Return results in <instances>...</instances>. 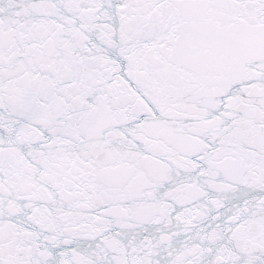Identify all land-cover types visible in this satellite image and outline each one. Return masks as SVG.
Returning <instances> with one entry per match:
<instances>
[{
	"label": "snow or ice",
	"instance_id": "obj_1",
	"mask_svg": "<svg viewBox=\"0 0 264 264\" xmlns=\"http://www.w3.org/2000/svg\"><path fill=\"white\" fill-rule=\"evenodd\" d=\"M0 264H264V0H0Z\"/></svg>",
	"mask_w": 264,
	"mask_h": 264
}]
</instances>
